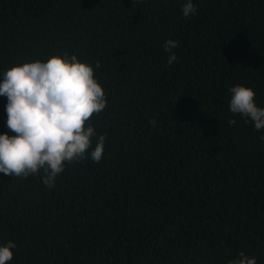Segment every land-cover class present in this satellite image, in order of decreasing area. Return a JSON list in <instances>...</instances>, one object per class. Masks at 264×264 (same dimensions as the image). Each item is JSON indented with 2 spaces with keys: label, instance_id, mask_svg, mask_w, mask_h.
I'll use <instances>...</instances> for the list:
<instances>
[{
  "label": "trees",
  "instance_id": "1",
  "mask_svg": "<svg viewBox=\"0 0 264 264\" xmlns=\"http://www.w3.org/2000/svg\"><path fill=\"white\" fill-rule=\"evenodd\" d=\"M184 2L0 0V82L68 53L99 62L107 94L92 117L99 163L66 165L52 188L0 173L9 264H228L241 251L264 264V130L229 109L236 84L264 107V0H193L188 17ZM6 105L0 134L16 135Z\"/></svg>",
  "mask_w": 264,
  "mask_h": 264
},
{
  "label": "clouds",
  "instance_id": "2",
  "mask_svg": "<svg viewBox=\"0 0 264 264\" xmlns=\"http://www.w3.org/2000/svg\"><path fill=\"white\" fill-rule=\"evenodd\" d=\"M181 10L185 17L197 13L193 0H185ZM178 44L169 39L163 45L169 65L176 60L172 49ZM99 66V62L94 67L75 54L64 53L46 61L16 64L2 73L0 96L7 97L6 123L16 135L0 134V173L13 179L42 175V183L52 188L66 165L103 159L106 135H98L92 124L93 114L99 115L107 106V94L95 76ZM229 93L230 111L246 118V123L250 120L257 131L264 130V107L257 106L255 91L236 84ZM150 124L156 127L155 118ZM93 138H97L94 147ZM15 247L13 241L0 243V264L14 259ZM228 264L257 261L241 251Z\"/></svg>",
  "mask_w": 264,
  "mask_h": 264
}]
</instances>
